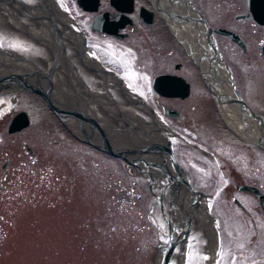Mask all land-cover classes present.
Returning <instances> with one entry per match:
<instances>
[{"label":"water","instance_id":"water-1","mask_svg":"<svg viewBox=\"0 0 264 264\" xmlns=\"http://www.w3.org/2000/svg\"><path fill=\"white\" fill-rule=\"evenodd\" d=\"M32 1L37 3H30ZM147 1L154 11L141 7L140 13L146 19L150 17V21L158 13L164 20L186 57L197 67L226 126L241 133L238 137L244 142L264 150V117L242 99L211 27L194 2ZM77 3L92 12L97 11L99 6V0H77ZM132 4L133 0H111L118 14L131 12ZM63 5L60 0H0L1 17L6 15L16 28L20 27L33 40L38 36L30 28L35 30L39 26L44 39L38 41L44 44V49L53 52L52 59L46 56L48 60L40 63L35 60L36 57L32 59L22 51L5 49L0 44V97L24 91L40 95L76 139L121 159L130 173L136 170L149 188L152 202L157 204L165 225V230H159L154 264H176L183 260L187 264L191 246L200 236H204L208 254L205 264L209 260L210 264H219L223 236L220 220L211 211V197L194 189L190 174L175 157L173 138L177 135L187 141L186 138L175 134L167 123L157 118L158 113L146 99V80L133 57L134 62L130 64L134 63L137 70L129 74L130 81L134 77V81L141 84V93L145 97L140 91L130 89L125 79L104 65L122 73V66L129 65L126 58L106 56L97 52V48L92 51L97 52L104 64L98 58L92 60L82 55L88 47V53H92L90 48L100 44L88 45L95 38H89L87 42L85 32ZM256 15L264 23V10ZM100 16L107 17L108 13L99 15L92 28L117 34L121 25L108 21L99 24L97 20ZM26 18L35 21L32 24L34 28L27 26ZM4 26L0 23L1 28ZM98 41L101 42L98 39L93 42ZM74 49L77 53L71 54ZM79 55L84 69L92 71L99 80H87L84 70L77 65L80 64ZM103 76L105 79H102ZM109 77L123 92L117 93L120 96L115 93L116 87L112 86ZM130 81L129 84L135 87ZM154 86L158 93L166 97H186L189 94V85L178 77L159 76L154 80ZM162 108L165 115L180 117L179 111L165 105ZM28 124L26 113L21 112L13 119L8 132L14 133ZM206 153L211 156L210 152ZM153 206L150 207V214H153ZM155 221L161 229L159 220ZM193 233L197 237L190 239Z\"/></svg>","mask_w":264,"mask_h":264},{"label":"rangeland","instance_id":"rangeland-1","mask_svg":"<svg viewBox=\"0 0 264 264\" xmlns=\"http://www.w3.org/2000/svg\"><path fill=\"white\" fill-rule=\"evenodd\" d=\"M65 1L85 32L91 34L88 28L93 14L83 13L75 0ZM204 8L211 16L209 9ZM159 36L166 44L160 46L157 42H149L147 51L137 41L128 43L135 51L132 57L146 80V96L154 97L153 90L148 92V88H151L155 75L169 72L173 62H183L184 75L193 86L191 98L183 108L190 121L186 124L174 121L171 126L185 131L210 149L211 138L214 135V138L222 137L216 127L217 124L223 126L221 118L215 112L198 71L176 46L169 31L162 28ZM170 50H174L175 55L170 54ZM150 56L153 61L149 60ZM241 63L245 64L244 59ZM239 70L247 93L249 72ZM251 84L261 87L257 80L253 82L251 79ZM258 97L256 99L264 101V96ZM192 103L195 110L191 109ZM258 106L264 108V103H258ZM33 119L29 128L15 134L7 133L8 122L0 124V150L12 156L11 163L15 164L13 159L18 153L26 158L23 141L39 156L34 166L23 167L24 180L10 192L13 198L8 201L7 210L0 211V264H154L159 241L157 232L149 223V207L145 201L134 203L132 199H137L136 195L126 199L123 192V188H131L133 182L139 180L128 174L116 157L95 152L74 137L68 141L54 133L49 134L48 129L53 125H47L38 115ZM225 132L227 128L223 134ZM252 152L255 153L246 148V153L251 155ZM175 157L192 173L198 189L213 191L214 184L205 175L211 170L208 158L180 146ZM2 170L0 164V175ZM139 182L135 194L146 188ZM147 194L143 193V197L146 198ZM215 212L222 221L224 251L219 264H264L262 237L259 243L255 240L252 246H246L253 231L249 228L247 233L243 232L244 224L238 213ZM256 218L258 221V216ZM258 227L262 228L260 224ZM204 241V236L195 238L187 264H205L208 254Z\"/></svg>","mask_w":264,"mask_h":264},{"label":"flooded vegetation","instance_id":"flooded-vegetation-1","mask_svg":"<svg viewBox=\"0 0 264 264\" xmlns=\"http://www.w3.org/2000/svg\"><path fill=\"white\" fill-rule=\"evenodd\" d=\"M107 2L108 0H100L99 9L104 12H109L112 18H117L118 16H115V10L111 8ZM193 2L211 25V29L213 30L218 46L233 72L236 84L243 99L253 110L264 115V108H260L258 106V103H264V101L256 99L257 96H264V23L255 14L264 10V0H193ZM139 4L140 3L135 0L133 11L128 15L131 22H125V27L119 31V34L123 35L122 37L111 35H107L109 37H103L102 34L91 32V38L102 41L93 42L95 40L93 39L89 43L90 45L91 43L93 45L100 44V46L92 48H97V52L100 51L106 56L119 57V59L126 58L127 60H125L129 65L122 66V72H124L123 76L129 81V74H134L135 70L137 69L134 63L130 64V62H134L132 55H134L135 51L130 45H128V43L131 41H137L142 44L144 51L149 49V42H157L160 46L166 44V42H164L159 36L162 28L167 29L165 23L162 20H157L156 16L152 18L151 22H146L145 17H139ZM204 7L209 9L211 16ZM212 17H214V19H212ZM219 30L231 32L234 37L238 39V41L232 36L222 33ZM0 36L7 45L16 42V40L14 41L13 39L15 37L6 31L4 27H0ZM17 41L18 46H23L21 48L29 47L32 49V53H43L47 57H50L51 59L53 58V52L48 48L43 51L38 45L30 46L27 39L26 41L17 39ZM109 42L114 43V45ZM11 47L13 46L11 45ZM73 52H76L75 49L71 51V54ZM174 52V50H170V54L175 55ZM85 53L86 52H82V55L88 59V55ZM79 57L80 64H77L76 62L75 63L85 71V77L90 81L92 79V77H90L91 73L84 69L81 56L79 55ZM243 59L245 64L241 63ZM40 60L43 63L46 62V59L44 58H41ZM149 60L153 61L152 56L149 57ZM170 68L171 70L169 72L164 73L186 78L184 75L183 62H173ZM239 68L243 69V72H249L246 79L249 82L247 85V93L244 90L243 83L239 77V74H242ZM251 79H253V82L257 80V82L261 84V87L251 86ZM187 81L189 80L187 79ZM130 82L139 90H142L141 84L138 81H134V77ZM112 84L113 86L116 85L113 80ZM145 90L147 92L146 88ZM152 90V86L151 88H148V92ZM192 92L193 86L191 84V94L189 97L166 98L153 92L154 97L150 95L147 98L150 104L159 114H162L161 105H168L169 107L178 109L181 112V118L168 119L170 121L168 123L171 126L174 121L183 124H186L190 121L188 116L183 111V108L184 103L190 100ZM191 101L194 100L192 99ZM211 103L215 109V112H218L212 95ZM175 104H177L179 107L174 106ZM194 105L195 104L192 103L191 109L193 110H195ZM18 112H25L29 117L30 125L27 128H29L33 123V118L38 115L47 125H53L52 129H48L49 134L54 133L63 140H72L70 139L71 136L69 137L66 131L64 133V130L57 122L55 116L51 111L44 107L41 99L37 95L30 92H20L15 95L0 97V124L1 122L4 124L7 122L9 123L11 117ZM218 116L221 118L219 112ZM222 125L224 126L223 123ZM218 126L220 125L217 124L216 126L220 131ZM172 128L175 130V132L188 136L185 131H182L176 127ZM214 136L210 140V149L197 142L194 138L188 137L194 142L200 144L202 147L210 150L215 155V157H209L205 153L195 150L191 146L184 144V142L182 143L178 138L175 139V144L177 147H186L188 149L197 151L209 159L211 170H208L206 172L208 175H205L209 176L208 179H210L212 184H214V189L211 192H204L214 198L213 200L211 199L212 211H236L235 213H238L239 220L244 224L243 232L247 233L249 228L253 231L251 238H249L250 235L249 237L247 235L249 241L247 239L246 246H252V244H254V242L257 240L259 243L260 237H262L264 242V202L260 201L257 194L245 188L252 187L260 191L264 196V150H262L260 147L247 144L242 141L236 142L238 139H235L236 141H230L231 138L228 136L220 135L225 139L222 137L214 138ZM226 141L234 142L236 144H228ZM23 142L24 146L25 144H28L26 141ZM246 148H250L251 151H254L255 153L252 152L251 155L246 153ZM47 149L51 150L49 147ZM93 151L98 152L95 150V148ZM176 151L177 149L175 152ZM24 152L26 153V158L22 153H18L13 159L15 160L14 164L10 161L12 156L8 152L0 150V164L1 168L3 169L2 175H0V211L7 210L9 203L8 201L12 200L13 198L12 195H9L10 192L16 188L18 182H21L22 179L24 180V177H22L23 167H31L32 164L34 166L36 162L38 163L37 159L39 156L36 151H33V154L31 155L28 150L24 148ZM50 153H53L52 150ZM180 164L185 168L181 162ZM187 171L190 173L193 181L192 173L189 170ZM118 184H122V182L118 181ZM10 185H13V188ZM138 186H140L139 183L133 182V185L130 186L131 188H123L126 199L129 197L134 198L136 195L137 199H132L134 203L139 204L145 201L149 205V202H151V197H149L150 194L148 193L146 198L143 197V193H146V189H143V191L141 190L135 194V189ZM257 216L259 222L257 221ZM259 224L262 227L261 229L258 227ZM243 232L242 235H244ZM262 261L264 262V260Z\"/></svg>","mask_w":264,"mask_h":264},{"label":"bare ground","instance_id":"bare-ground-1","mask_svg":"<svg viewBox=\"0 0 264 264\" xmlns=\"http://www.w3.org/2000/svg\"><path fill=\"white\" fill-rule=\"evenodd\" d=\"M60 1H63L65 5H68V4L66 3L65 0H60ZM146 1H147V0H146ZM137 2L140 3V7H145L146 9H148V10L151 11V9H150L149 6L143 4V1H142V4H141V0H137ZM147 2H148V1H147ZM68 8H69V7H68ZM69 10H70V8H69ZM156 16L160 17L158 13L156 14ZM157 20H159V19L157 18ZM99 34H100V33H99ZM102 35H103V37H106V36L108 35V33H105V34L103 33ZM107 37H109V36H107ZM215 39H216V38H215ZM98 40H99V39H98ZM101 41H102V40H101ZM216 41H217V40H216ZM109 43H111V44L114 45V43H112V42H109ZM26 92H30V91H26ZM157 118H158L159 120H161L162 122H164V123H168V122H170V121L168 120L169 118L160 117V116H159V113H158V115H157ZM230 130H231V129H230ZM231 134H232L233 136L242 135L241 133L237 132V131L234 130V129H232ZM173 147H174V150L177 149V146H176V144H174V142H173ZM197 232H199V231H197ZM210 261H211V260L207 261L206 264H210ZM176 264H185V261L183 260V261L177 262Z\"/></svg>","mask_w":264,"mask_h":264}]
</instances>
